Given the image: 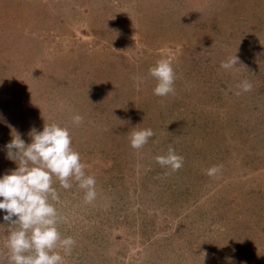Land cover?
<instances>
[{
    "label": "rangeland",
    "instance_id": "rangeland-1",
    "mask_svg": "<svg viewBox=\"0 0 264 264\" xmlns=\"http://www.w3.org/2000/svg\"><path fill=\"white\" fill-rule=\"evenodd\" d=\"M160 59L176 77L165 97L148 74ZM45 122L96 180L86 204L53 179L76 241L64 264H264V0H0V177L17 167L12 131L27 145ZM135 127L154 133L139 150ZM169 146L177 171L155 160Z\"/></svg>",
    "mask_w": 264,
    "mask_h": 264
},
{
    "label": "clouds",
    "instance_id": "clouds-1",
    "mask_svg": "<svg viewBox=\"0 0 264 264\" xmlns=\"http://www.w3.org/2000/svg\"><path fill=\"white\" fill-rule=\"evenodd\" d=\"M239 63L235 55L222 61L220 67L230 70ZM148 74L156 81L154 95L165 97L174 94L176 77L168 59L156 61ZM131 79L137 88L143 83L140 76L134 75ZM237 87L249 92L252 84L245 80ZM72 123L81 125L83 117L74 115ZM136 129L126 135L130 146L139 150L154 133L150 128ZM29 135L31 143L26 145L21 135L13 130L11 141L5 145L7 158L17 164L14 170L0 177V210L6 212L3 220L10 229L5 244L9 253L8 264H64V256L57 249H62L64 255H71L76 241L71 236L62 238L58 230V223L65 222L66 217L52 203L60 200L57 189L53 187V179L65 190L71 189L74 181L84 191L86 204L97 197L96 180L86 174L80 154L72 147L68 128L55 122H45L42 131L33 128ZM155 160L161 167L172 171L183 166V157L177 155L171 146L166 155L157 156ZM218 171L219 166H213L206 170V174L212 176Z\"/></svg>",
    "mask_w": 264,
    "mask_h": 264
}]
</instances>
